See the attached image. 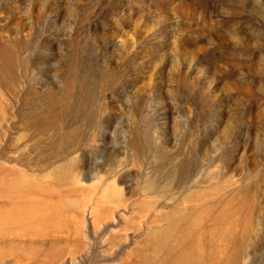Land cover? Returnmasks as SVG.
<instances>
[{"label":"rangeland","instance_id":"374dc122","mask_svg":"<svg viewBox=\"0 0 264 264\" xmlns=\"http://www.w3.org/2000/svg\"><path fill=\"white\" fill-rule=\"evenodd\" d=\"M0 167L72 200L0 264H264V0H0Z\"/></svg>","mask_w":264,"mask_h":264},{"label":"bare ground","instance_id":"6f19581e","mask_svg":"<svg viewBox=\"0 0 264 264\" xmlns=\"http://www.w3.org/2000/svg\"><path fill=\"white\" fill-rule=\"evenodd\" d=\"M110 183L106 182L101 187L103 195L117 194L116 188ZM67 198L53 187L42 185L37 179L18 168L0 167V250H5L7 253L17 251L24 255V248L30 243H43L34 241L33 238L40 236L53 224L69 221L65 211L70 208L72 200L69 203ZM179 213L180 211L177 210V214ZM53 242L58 243L57 240ZM178 242L181 244L182 239L179 238ZM144 244L155 247L159 243L145 241ZM42 254L47 255V253ZM168 264H178V261L172 258Z\"/></svg>","mask_w":264,"mask_h":264}]
</instances>
